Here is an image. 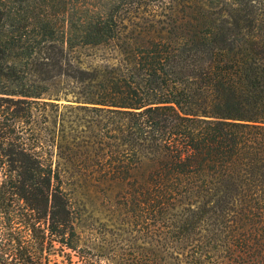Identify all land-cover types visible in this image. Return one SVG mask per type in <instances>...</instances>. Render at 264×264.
Masks as SVG:
<instances>
[{"label":"trees","instance_id":"1","mask_svg":"<svg viewBox=\"0 0 264 264\" xmlns=\"http://www.w3.org/2000/svg\"><path fill=\"white\" fill-rule=\"evenodd\" d=\"M64 181L140 226L127 264H264V0H0V264L77 250Z\"/></svg>","mask_w":264,"mask_h":264},{"label":"rangeland","instance_id":"2","mask_svg":"<svg viewBox=\"0 0 264 264\" xmlns=\"http://www.w3.org/2000/svg\"><path fill=\"white\" fill-rule=\"evenodd\" d=\"M112 51L109 49L86 50L82 56L85 65L99 66L106 61ZM102 181H64V187L80 198L85 207L79 222L77 250L55 259V264H127L144 253L150 244L144 242L139 232L140 226L128 224V219L119 212L120 204L113 199L110 188L100 186ZM76 185L77 189L73 185ZM73 189V191L70 190ZM157 246V242H154ZM172 263H177L173 257Z\"/></svg>","mask_w":264,"mask_h":264}]
</instances>
